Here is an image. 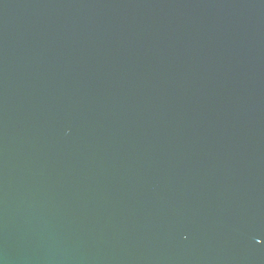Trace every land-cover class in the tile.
<instances>
[{
	"label": "water",
	"instance_id": "obj_1",
	"mask_svg": "<svg viewBox=\"0 0 264 264\" xmlns=\"http://www.w3.org/2000/svg\"><path fill=\"white\" fill-rule=\"evenodd\" d=\"M0 264H264V0H0Z\"/></svg>",
	"mask_w": 264,
	"mask_h": 264
}]
</instances>
